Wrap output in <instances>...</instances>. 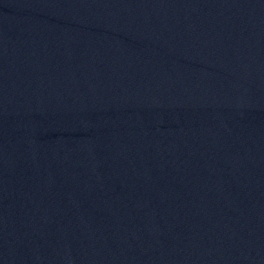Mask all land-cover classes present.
Wrapping results in <instances>:
<instances>
[{
    "label": "water",
    "instance_id": "95a60500",
    "mask_svg": "<svg viewBox=\"0 0 264 264\" xmlns=\"http://www.w3.org/2000/svg\"><path fill=\"white\" fill-rule=\"evenodd\" d=\"M0 264H264V0H0Z\"/></svg>",
    "mask_w": 264,
    "mask_h": 264
}]
</instances>
